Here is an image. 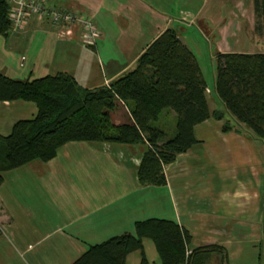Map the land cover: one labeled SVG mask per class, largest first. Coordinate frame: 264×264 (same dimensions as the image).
Here are the masks:
<instances>
[{
  "label": "crops",
  "instance_id": "0c3cea01",
  "mask_svg": "<svg viewBox=\"0 0 264 264\" xmlns=\"http://www.w3.org/2000/svg\"><path fill=\"white\" fill-rule=\"evenodd\" d=\"M45 1L92 19L100 36L90 46L81 21L54 28L31 17L23 30L0 35V71L8 77L65 72L87 88L105 85L133 68L167 28L177 31L198 61L209 54L216 63L217 52L259 51L250 47L254 0ZM207 97L212 111L222 108L209 87ZM37 113L32 101L0 100V135ZM161 116L160 124L172 120L175 127L173 111ZM224 124L210 117L195 125L198 144L164 166V185L138 179L147 143L70 141L48 161L4 172L0 264H72L89 245L135 234L136 222L148 218L177 222L189 232L191 249L220 246L209 264H262L264 141L225 131ZM135 254L140 257L134 251L126 264Z\"/></svg>",
  "mask_w": 264,
  "mask_h": 264
},
{
  "label": "trees",
  "instance_id": "16d2710c",
  "mask_svg": "<svg viewBox=\"0 0 264 264\" xmlns=\"http://www.w3.org/2000/svg\"><path fill=\"white\" fill-rule=\"evenodd\" d=\"M256 32L264 36V0H254ZM11 3L0 0V35L12 28ZM214 88L223 107H209L207 80L195 54L173 28H167L139 56L135 65L109 84L82 86L59 72L36 79H16L0 71V100L36 103L37 115L18 121L0 135V184L3 173L33 160L48 161L70 141L148 143L138 169L142 185H164V166L198 144L194 127L215 117L224 130L249 132L264 141V52H217ZM176 114L172 135L157 123ZM135 234L125 232L89 245L72 264H126L139 250L146 264L144 239L151 238L161 264H209L220 246L192 249L190 234L164 218L137 221ZM187 260V262H186Z\"/></svg>",
  "mask_w": 264,
  "mask_h": 264
},
{
  "label": "built area",
  "instance_id": "2783aa9c",
  "mask_svg": "<svg viewBox=\"0 0 264 264\" xmlns=\"http://www.w3.org/2000/svg\"><path fill=\"white\" fill-rule=\"evenodd\" d=\"M11 3L10 16L12 30H23L31 17L48 21L54 28H61L76 21L83 23V38L87 44L95 45L100 30L92 19H84L75 11L52 7L45 0H9ZM192 254V249L187 245L186 258ZM187 262V260H186Z\"/></svg>",
  "mask_w": 264,
  "mask_h": 264
},
{
  "label": "rangeland",
  "instance_id": "374dc122",
  "mask_svg": "<svg viewBox=\"0 0 264 264\" xmlns=\"http://www.w3.org/2000/svg\"><path fill=\"white\" fill-rule=\"evenodd\" d=\"M256 23H257V19H256ZM205 29L207 31V27H205ZM11 30H12V28H11ZM252 36H253V34H252ZM255 39H256V41H255ZM250 47L257 48V50H259L258 52H264V36L262 34L260 35L259 33L256 32V35L254 36V42H252L250 44ZM199 63L203 68V72H204L205 78L207 80V85L210 88V90L212 91V96L216 99L218 104L223 107V104H222L221 100L219 99V97L217 96V94L215 92V88H214V79H215V75H216V64H215V62L213 61V59H211L210 55L208 54L205 57H199ZM160 122L161 121H158L157 124H159V126L163 127L167 132H169L170 135H172L174 133L175 127L172 125V120H170V121L165 120L162 124H160ZM144 245H145V257L147 260L146 264L160 263V256L157 252V249L155 247L153 240L151 238H145L144 239ZM262 262H263L262 264H264V257L262 259ZM128 264H142L141 252H140V257L138 256V254H135V260L131 259L128 262Z\"/></svg>",
  "mask_w": 264,
  "mask_h": 264
}]
</instances>
